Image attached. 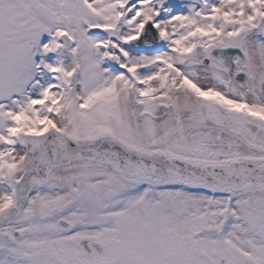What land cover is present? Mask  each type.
Segmentation results:
<instances>
[{
    "label": "snow or ice",
    "instance_id": "1",
    "mask_svg": "<svg viewBox=\"0 0 264 264\" xmlns=\"http://www.w3.org/2000/svg\"><path fill=\"white\" fill-rule=\"evenodd\" d=\"M0 264H264V0H0Z\"/></svg>",
    "mask_w": 264,
    "mask_h": 264
}]
</instances>
